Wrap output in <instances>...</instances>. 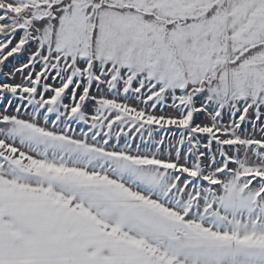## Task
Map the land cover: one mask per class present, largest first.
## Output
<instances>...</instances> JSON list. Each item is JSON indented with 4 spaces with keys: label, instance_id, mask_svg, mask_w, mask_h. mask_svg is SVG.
<instances>
[{
    "label": "snow or ice",
    "instance_id": "1",
    "mask_svg": "<svg viewBox=\"0 0 264 264\" xmlns=\"http://www.w3.org/2000/svg\"><path fill=\"white\" fill-rule=\"evenodd\" d=\"M0 264H264V0H0Z\"/></svg>",
    "mask_w": 264,
    "mask_h": 264
}]
</instances>
